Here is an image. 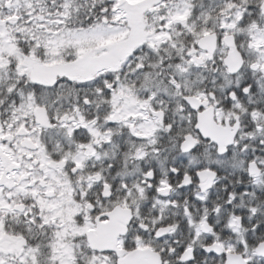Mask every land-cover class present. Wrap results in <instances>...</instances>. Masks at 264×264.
<instances>
[{"label":"snow or ice","instance_id":"6c2138e0","mask_svg":"<svg viewBox=\"0 0 264 264\" xmlns=\"http://www.w3.org/2000/svg\"><path fill=\"white\" fill-rule=\"evenodd\" d=\"M0 264H264V0H0Z\"/></svg>","mask_w":264,"mask_h":264}]
</instances>
